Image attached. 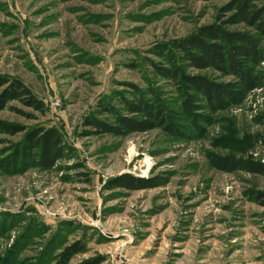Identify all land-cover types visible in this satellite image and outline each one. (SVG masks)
Returning <instances> with one entry per match:
<instances>
[{"label":"rangeland","instance_id":"rangeland-1","mask_svg":"<svg viewBox=\"0 0 264 264\" xmlns=\"http://www.w3.org/2000/svg\"><path fill=\"white\" fill-rule=\"evenodd\" d=\"M226 1L0 0V76L20 79L44 103L10 100L0 120L58 127L69 147L43 169L18 158L28 130L0 132V264H56L75 242L84 249L66 264H264V205L254 198L264 173L211 163H264V86L225 109L198 101L193 116L181 106L182 84L153 64L214 22ZM138 90L161 100L181 134L162 126L119 136L85 124L94 115L113 121L101 106L118 108ZM126 173L153 186L109 188Z\"/></svg>","mask_w":264,"mask_h":264},{"label":"trees","instance_id":"trees-1","mask_svg":"<svg viewBox=\"0 0 264 264\" xmlns=\"http://www.w3.org/2000/svg\"><path fill=\"white\" fill-rule=\"evenodd\" d=\"M217 19L200 26L193 34L177 43L175 48L164 47L159 54L166 62H154L155 71L166 79L179 81L186 94L183 110L196 114L203 100L211 110L225 109L240 104L253 90L264 86V0H227L220 9ZM243 24L250 30L231 29ZM184 65L195 69H214L225 75H232L229 82H218L204 75L188 74ZM0 108L10 100H20L25 105L43 110L44 103L23 81L0 76ZM200 98V99H199ZM198 99V100H197ZM102 112L110 113L113 121L92 116L85 124L96 133H111L124 136L133 132H145L164 127L170 133L181 134L177 124L166 114L161 100L148 97L138 90L132 97L123 96L120 106H101ZM197 115V114H196ZM26 127L0 120V132L16 134ZM87 132V131H86ZM89 132V131H88ZM62 131L58 127L37 126L26 131L21 147L17 149L19 160L30 162L43 169L52 168L68 150ZM214 167L235 171L238 169L264 173V163L249 158L211 157ZM153 179L138 178L123 174L110 180V187L146 188L153 186ZM255 200L264 205V192H257ZM84 249L79 243H72L60 253L56 264H66L75 254ZM99 258L87 259L82 264H99Z\"/></svg>","mask_w":264,"mask_h":264}]
</instances>
